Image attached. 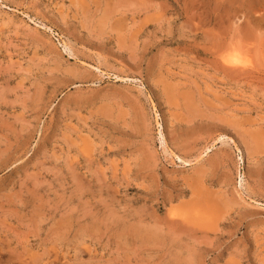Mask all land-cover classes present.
Listing matches in <instances>:
<instances>
[{"label": "rangeland", "instance_id": "1", "mask_svg": "<svg viewBox=\"0 0 264 264\" xmlns=\"http://www.w3.org/2000/svg\"><path fill=\"white\" fill-rule=\"evenodd\" d=\"M0 264H264V0H0Z\"/></svg>", "mask_w": 264, "mask_h": 264}, {"label": "bare ground", "instance_id": "2", "mask_svg": "<svg viewBox=\"0 0 264 264\" xmlns=\"http://www.w3.org/2000/svg\"><path fill=\"white\" fill-rule=\"evenodd\" d=\"M240 52L239 50L231 49L226 54L222 55L221 59H222V63L225 69L227 68L229 70H235L238 72L246 70L247 60L240 55Z\"/></svg>", "mask_w": 264, "mask_h": 264}]
</instances>
